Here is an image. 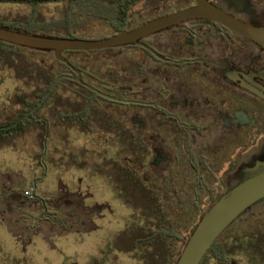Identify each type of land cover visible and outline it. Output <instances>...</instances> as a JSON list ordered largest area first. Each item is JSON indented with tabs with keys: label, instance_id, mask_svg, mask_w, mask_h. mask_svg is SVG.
<instances>
[{
	"label": "flooded vegetation",
	"instance_id": "af4514ba",
	"mask_svg": "<svg viewBox=\"0 0 264 264\" xmlns=\"http://www.w3.org/2000/svg\"><path fill=\"white\" fill-rule=\"evenodd\" d=\"M210 1L246 23L264 26V0ZM137 46L139 65H129L126 98L122 99L126 102L100 96L95 107L81 111L94 115L87 121L91 131L82 128V118L69 119L78 111L66 105L58 126L51 118L52 105L45 115L32 116L34 112L28 121L48 122L47 136L59 129L65 136L78 133L104 138L109 145L99 147L102 152L96 153L93 173L104 176L105 165L115 167L129 187L137 183L145 194L146 190H159L164 203L165 187L175 180L190 186L192 218L195 202H205L200 205L206 211L214 195L223 196L253 173L249 170L257 161L264 160V49L208 20L173 26ZM0 73L9 75L12 86L6 91L13 90L11 101L15 102L19 92L15 68L0 64ZM68 75L76 76L72 70ZM84 75L81 71L82 80ZM106 100L124 105V110L115 114L110 109L111 118H99L102 101L112 104ZM13 106L20 108L16 102ZM7 118L0 122V138L14 143L18 133L2 131L15 128L17 125L7 127L19 119ZM47 173L45 164V176ZM32 186L35 190L36 185ZM123 195L129 197L120 194V200L124 201ZM249 214L252 217L247 223L264 232V200Z\"/></svg>",
	"mask_w": 264,
	"mask_h": 264
},
{
	"label": "rangeland",
	"instance_id": "374dc122",
	"mask_svg": "<svg viewBox=\"0 0 264 264\" xmlns=\"http://www.w3.org/2000/svg\"><path fill=\"white\" fill-rule=\"evenodd\" d=\"M177 1L152 0L139 5L137 10L142 9L138 17L139 22L140 19L170 9L165 5L173 3L171 5L173 6ZM182 1L185 0L178 2ZM64 10L63 4L41 7L42 14L48 20L59 18ZM29 12V5L0 2L1 19L19 18L27 16ZM100 30V24L93 21L82 27L78 33L99 36ZM131 50H134L132 57L129 56ZM135 50L117 48L109 52L71 54L69 58L86 66L102 79L111 80V76L118 77L113 84L125 86L129 65L133 67L139 65V54ZM24 55L48 68L54 64L51 55L29 52H25ZM14 78L17 79L18 91L32 92V84L28 86L26 81L19 79L17 75H14ZM8 79L7 73H0V122L8 120L9 118L5 119L7 116L14 118L19 113L18 107L13 106L15 102L11 101L13 90L9 89V93L6 91V88L12 86ZM67 87L70 88L71 85L68 84ZM59 94L64 96V99L75 100L74 95L65 88H61ZM108 105L111 107L107 108ZM110 109L116 114L124 110V105L102 101L98 108L101 112L95 110L96 116L106 115L111 118L109 114L114 113ZM46 113L44 109L41 115ZM20 129L16 126L2 133L12 131L19 133ZM39 135V131L32 130L24 137L16 139L11 147L0 148V264H95L106 249L114 252L105 264H143L134 253L114 249L116 238L131 225L132 215L137 212V208L119 199L118 195L123 193H127L129 195L127 199L131 201L136 197L133 187L131 185L129 187L128 182L118 176L117 168L109 169V166L105 165L104 176L93 173L97 151L102 152L101 148L107 147L109 143L93 134L70 133L65 136L61 130L56 129L49 134L43 156L46 171L48 170L45 176L43 167L39 165L42 153ZM32 184L36 185V197L52 200L48 203L50 211L58 212L61 217L65 216L68 219L66 224L71 225L69 230L52 226L47 222L37 224L35 217L39 216L42 208L40 200L34 198L33 194L32 199L27 198V194L33 189ZM165 188H167L165 203L159 190H155L154 194L159 202L165 204L169 219L180 223L183 230V227L190 223V216L193 214V206L190 203L192 189L190 186L180 185L178 180ZM262 202L255 205L252 210H257ZM200 204L206 205L205 202ZM250 215L237 222L232 231L241 234L246 230L243 227L251 220ZM247 226H251V223L248 222ZM173 227L176 229L175 223ZM188 235L185 234V237ZM183 245L184 243L179 245V253ZM207 264L219 263L210 259ZM228 264L245 263L239 257H235V260L232 258Z\"/></svg>",
	"mask_w": 264,
	"mask_h": 264
},
{
	"label": "trees",
	"instance_id": "16d2710c",
	"mask_svg": "<svg viewBox=\"0 0 264 264\" xmlns=\"http://www.w3.org/2000/svg\"><path fill=\"white\" fill-rule=\"evenodd\" d=\"M149 1L152 0H0V2L30 6V12L27 16L15 19L0 18V27L31 35L94 40L108 38L121 32L130 31L149 20L190 7L194 4V0H185L182 2H178V0L173 6H171L173 3L171 5H165V7L170 9L148 18L140 19L139 22L138 17L142 9L137 10V8L139 5L146 4ZM50 4L65 5V10L59 18L48 20L42 14L41 7ZM93 21H97L101 26L99 36H87L78 33L82 27ZM119 48L140 49L137 45ZM114 50H117V48L97 51L109 52ZM97 51H65L62 55L76 68L84 72L83 81L85 83L112 97L119 99L126 98L125 86H116L112 80L104 81L89 71L86 66L74 62L69 58L71 54H85V52ZM25 52L51 55L54 58V64L51 68H48L44 64L29 59L24 55ZM0 64L14 67L17 77L26 81L28 86L34 83L32 92H18L15 102L19 105L20 109L14 121L22 118L34 108L43 99L44 95L50 90L52 84L59 76L71 73V69L64 63L57 61L52 52L32 50L2 41H0ZM116 80L114 83H116ZM68 84L71 85L70 88L67 87ZM61 88H65L66 91L71 92L77 101L72 102L69 99H64V96L59 94ZM97 99H102L97 93L77 82L63 79L59 82L50 97L46 99L44 104L32 116L41 114L44 109L52 105L51 118L54 120V124L58 126L66 105L73 112L75 110L78 111L76 115L74 114L69 119H76V116L82 118V121L79 122L82 128L85 131H91V127L88 128L87 126L89 125L87 121L91 117H94V115L81 111H88L87 108L92 109L95 107ZM107 102L114 103L111 101ZM69 123L71 126L73 122L70 121ZM17 127L21 129L14 138V141L24 137V135L32 130L39 131L40 147L42 150L39 165L44 170L45 158L43 156L45 155L48 138L50 137L49 133L46 138L45 123H32L24 120ZM6 146L11 147L12 143L5 142L3 138H0V148ZM133 189L136 197L135 200L131 201L126 199L124 195L122 199L137 208V212L132 215L133 221H131V225L119 233L115 241L116 247L114 249L121 252L134 253L138 257L136 258L143 264H175L180 254L179 245L186 241L187 237H185V234L188 235L191 233L192 229L209 208L204 211L200 203L195 202L194 216L191 218L190 223L183 227L184 229L182 230V225H179L180 223L169 219L164 207L165 204L158 201V198L154 194L155 190H146L145 194V192L140 190V186L137 183L133 184ZM32 194H36L34 188L27 195V198L32 199ZM214 196L216 198L211 199L210 207L222 197ZM38 199L41 201L40 206L42 209L39 216L35 217L37 224L47 222L52 226L64 230L71 228V225L66 224L68 219L65 216L61 217L58 212L50 211L48 207V203L52 201L50 198L40 197ZM253 207L248 211L249 213ZM248 214L246 212L223 232L210 247L201 264H207L210 259L215 260L219 264H228L232 258L235 260V257L242 259L245 264H264V232L258 229L255 230L252 225L247 226V224L243 227L246 230L241 234L232 231L236 223ZM174 223L176 229L178 228L179 230L174 229ZM113 252L106 249L95 264H105Z\"/></svg>",
	"mask_w": 264,
	"mask_h": 264
},
{
	"label": "water",
	"instance_id": "95a60500",
	"mask_svg": "<svg viewBox=\"0 0 264 264\" xmlns=\"http://www.w3.org/2000/svg\"><path fill=\"white\" fill-rule=\"evenodd\" d=\"M191 20L212 21L264 49V26L246 23L217 7L210 0H194V5L190 7L149 20L130 31L121 32L102 39L47 37L25 34L0 27V41L32 50L52 52L57 61L67 65L76 74V76H59L52 84L50 90L44 95L43 99L34 108L7 128L15 127L23 120L30 119L31 114L36 112L44 104L46 99L50 97L59 82L63 79L78 82L105 99L125 103V100L107 95L85 83L81 78V71L67 58L63 57V52L97 51L138 45L141 44L143 39L149 36ZM262 97L264 98V96ZM46 129L48 133V122H46ZM249 171L253 173L225 193L203 214L199 222L187 236L175 264H201L210 247L223 232L254 205L264 200V160L257 161L255 166ZM33 197H36V195L33 194Z\"/></svg>",
	"mask_w": 264,
	"mask_h": 264
}]
</instances>
